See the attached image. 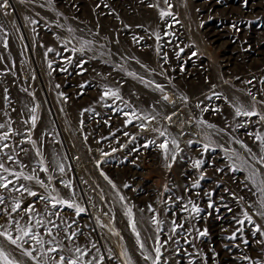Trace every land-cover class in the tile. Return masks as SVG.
<instances>
[{"label": "rangeland", "instance_id": "rangeland-1", "mask_svg": "<svg viewBox=\"0 0 264 264\" xmlns=\"http://www.w3.org/2000/svg\"><path fill=\"white\" fill-rule=\"evenodd\" d=\"M4 4L8 260L264 264V0Z\"/></svg>", "mask_w": 264, "mask_h": 264}, {"label": "snow or ice", "instance_id": "snow-or-ice-1", "mask_svg": "<svg viewBox=\"0 0 264 264\" xmlns=\"http://www.w3.org/2000/svg\"><path fill=\"white\" fill-rule=\"evenodd\" d=\"M0 7H7V4L0 5ZM165 99H167V97H165ZM247 114L248 115H255V113H247ZM0 127H3V125H0ZM162 147H166V146L165 145H162ZM2 167H3V165L0 164V168H2ZM32 178L33 177H30V176L29 177H25V179H32ZM41 183H43V182L41 181ZM4 186L6 187L7 185L5 184ZM30 194L31 195H35V193H30ZM0 201H2V197H0ZM63 203H67V202L64 201ZM16 208H19V204H17L13 210H16ZM25 234H27V233H25ZM0 235H3V233H0ZM7 238L13 244H16V240L13 239L11 236H8ZM33 239H36V237L33 236ZM77 251H79V249H77ZM156 251L159 252V249H157ZM23 255L31 257L32 256V253L30 251L25 250L23 252ZM0 258H2L4 260V264H13V262L11 260H8V258L5 256V254L3 253L2 250H0ZM61 264H63V257H61ZM70 264H76V262L75 261H70Z\"/></svg>", "mask_w": 264, "mask_h": 264}]
</instances>
